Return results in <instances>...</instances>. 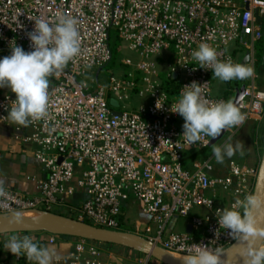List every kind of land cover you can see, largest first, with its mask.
Segmentation results:
<instances>
[{"label":"built area","instance_id":"built-area-1","mask_svg":"<svg viewBox=\"0 0 264 264\" xmlns=\"http://www.w3.org/2000/svg\"><path fill=\"white\" fill-rule=\"evenodd\" d=\"M58 14L77 20L82 51L60 75L50 77L48 115L28 124L32 132L25 140L36 145L35 158L46 178L39 182L36 197L0 190V217L21 211H64L77 222L133 234L153 247L184 256L196 246L219 248L222 253L235 247L238 238L218 223V210L239 208L238 202L254 193L259 166L230 161L226 176H211L215 169L211 156L194 164L193 171L185 170V153L208 148L211 137L187 144L179 124L184 120L171 107L193 81L202 85V98L227 101L213 94L212 67L200 68L192 56L204 42L222 61L240 63L234 53H248L246 66L254 69L252 77L241 80L246 86L238 107L245 120L227 130L224 143L246 123L264 120V90L258 87L255 72L256 45L264 38V0H0V58L11 54L12 41L31 51L27 33L34 30V21L56 23ZM112 30L135 59L124 60L126 72L101 85L100 73L113 60ZM162 55L169 59L164 74ZM172 80L177 87L170 93L174 88L167 90L165 84ZM133 96L148 103L131 109L127 103ZM12 100L0 96V125L10 122L7 106ZM157 101L164 104L159 109ZM80 193L84 202L71 205ZM130 197L148 220L132 231L122 226L126 223L122 204ZM196 210L206 214H195ZM189 216L191 233L168 232L175 217ZM56 242L51 235L48 243ZM115 245L120 244L77 238L69 261L56 264H109L105 254ZM136 254L138 264H164ZM12 259L4 264H34L25 257Z\"/></svg>","mask_w":264,"mask_h":264},{"label":"clouds","instance_id":"clouds-1","mask_svg":"<svg viewBox=\"0 0 264 264\" xmlns=\"http://www.w3.org/2000/svg\"><path fill=\"white\" fill-rule=\"evenodd\" d=\"M34 30L27 33L31 51H25L15 41L10 44L11 54L0 58V88H8L15 99L7 106V118L20 126H28L33 120H41L48 115L50 77L60 75L70 61L81 54L80 32L77 20L58 14L57 22L45 19L34 21ZM202 69L212 67V74L221 81L244 80L254 75V69L231 60H219L217 50L207 43H200L192 53ZM179 99L171 111L184 120L182 137L189 145L201 140L202 136L215 139L222 132L241 125L245 114L232 100L211 101L202 98V85L193 81L183 87ZM160 100V99H159ZM158 100V101H159ZM156 103L159 109L163 105ZM240 143L226 142L213 144L212 153L217 163L231 158L241 150ZM239 208L218 210L221 212L219 224L238 238L242 264H264V230L259 227L253 211L264 208V199L248 194L238 202ZM16 223L22 222L19 213ZM15 257H25L34 264H51L52 253L47 247L38 246L30 236H11L3 245ZM223 253L217 248L196 246L186 254L183 264H221Z\"/></svg>","mask_w":264,"mask_h":264},{"label":"crops","instance_id":"crops-1","mask_svg":"<svg viewBox=\"0 0 264 264\" xmlns=\"http://www.w3.org/2000/svg\"><path fill=\"white\" fill-rule=\"evenodd\" d=\"M262 28L264 33V25ZM260 43L264 45V38L256 45V49ZM234 54L240 63L246 55L239 51H236ZM165 58H167V56ZM255 72L258 76L257 85L260 89L264 90L259 86L260 72L257 70V68L255 69ZM235 83H238L240 87L242 85L246 86V83L239 79L227 81L224 82L225 87L222 90H220L219 87H216L218 92H213L214 96L223 97L226 100H233L236 88L230 85ZM5 95L11 96L15 99V94L11 93L8 88H0V96ZM147 103L148 101L145 100L143 104ZM179 124L183 125L184 122L181 121ZM18 128L19 131L17 130ZM31 132L32 130L29 125L20 126L13 123L11 120L7 125H0V190L8 189L17 191L30 198L36 197L38 195V184L40 181L46 178V173L43 167L37 162L35 158V151L37 150L36 145L25 140L31 135ZM238 133L241 136L233 144L240 143L242 148L230 158L229 162L236 161L247 167L259 166L264 150V147L262 148L264 139V120L261 123H246L240 128ZM209 149H211L210 146L203 150L189 149L184 155L183 168L187 171H193L194 164L202 163L211 157L209 154H207V150ZM210 174L211 176L224 177L228 174V166H225L224 169L218 171L214 169V171ZM85 198V195L80 193L69 203L73 206L79 207L84 202ZM122 210L123 215L126 218V222H128V224L130 223L131 225H134L135 228L148 223L147 218L141 213L139 204L133 197H130L128 201L122 204ZM198 211L200 212H195V214L202 216L206 214L203 210ZM45 214L50 220L57 221L54 223L61 224L64 222L62 221L64 219L60 217L48 213ZM67 214L70 215L68 212ZM179 219L182 220V223L178 226L177 222L173 231L179 234L187 233V229L190 226L191 217H180ZM13 235L18 237H23L25 235L30 236L33 239V242L37 243L38 246L47 247L52 253L51 264H56V261H59L60 263H66L69 261L71 255L75 251L74 249L77 243V238L56 236V244L51 245L48 243V239L51 235L44 232H19L2 234L0 235V264L7 262L13 263L12 254L7 250H4L3 247L5 242ZM121 251L122 253H125V256H129L127 259L129 264H138L136 261L138 255L135 253V251L123 245L109 246L105 254V259L109 264H119L118 259L119 255H121Z\"/></svg>","mask_w":264,"mask_h":264},{"label":"water","instance_id":"water-1","mask_svg":"<svg viewBox=\"0 0 264 264\" xmlns=\"http://www.w3.org/2000/svg\"><path fill=\"white\" fill-rule=\"evenodd\" d=\"M248 62H249V54L247 53L244 59L242 60L241 64L246 65ZM174 77H176V75ZM244 92H245V85H242L241 87L236 88L235 95L232 101L236 103L238 106L244 98ZM110 104L112 106L118 107V103L115 100H111ZM226 133L227 131L222 132L220 137H217L215 139L211 138L209 146L212 147L213 144L216 145L219 141H221L226 136ZM253 194L264 199V150H263V155H262V158L259 164V171H258V176H257L256 185H255ZM253 215L256 217L258 221L259 227L262 230H264V208L254 210ZM2 217L4 216L0 217L1 218L0 219V235L7 234V233H19V232H44V233L57 236V237L87 238L89 240L97 241V242L124 245L128 247L129 249L135 251L136 253L147 255L164 264H178L174 260L166 257L165 253H170V252L153 247L149 243L143 241L141 238L133 234L108 231V230L101 229L93 225H90L88 223H81V222H77L72 219L66 220V221L69 220L68 222L72 225L71 228L70 227L54 228V227L43 225V224H40L34 221H28L24 218H22L21 223H16L15 222L16 217H13V216L6 217V218H2ZM178 220H179L178 217H175L173 219L170 229L168 231L169 233L173 232ZM16 224H19L17 228L6 227L9 225L15 226ZM191 231H192V228L191 226H189L187 229V233H191ZM262 245H263V242L260 244L261 248H262ZM236 247H239V250H240L241 245L237 242Z\"/></svg>","mask_w":264,"mask_h":264},{"label":"rangeland","instance_id":"rangeland-1","mask_svg":"<svg viewBox=\"0 0 264 264\" xmlns=\"http://www.w3.org/2000/svg\"><path fill=\"white\" fill-rule=\"evenodd\" d=\"M110 36H111L110 45H111V49H112V53H113V60L109 63V65L107 67L103 68L101 73H100L99 83L101 85H108L111 77H113V76L114 77H120L121 75H123L126 72L127 69L123 65L124 60L129 59V58L135 59V55L131 51L128 50L127 45L119 38V36L115 30L111 31ZM166 56L167 55H162L163 58L159 59V63L161 65V66L160 65L159 66H160V71L162 74H164L167 71V63L169 62V59L165 58ZM171 59H170V61H171ZM262 71L264 73V68ZM261 77H260V85L259 86L264 89V75ZM86 80L88 82H90V76H88L86 78ZM212 80H213V92H215V93L218 92V89H216V87H219L220 90H222L225 87L224 82L219 80L218 78H216L214 75L212 77ZM145 100H147V99H139L136 96H133L131 98V100L128 101L127 105L131 109H136V108H138L139 105L143 104L145 102ZM240 136L241 135L238 133L229 142L234 143ZM224 141H225V139H222L216 145L217 146L223 145ZM263 147H264V139H263L262 148ZM207 154H209V156H213L212 147H211V149L207 150ZM229 160H230V158L226 157L223 163H217L215 161L214 162L215 170L218 171V170L224 169L225 166H228ZM21 212H25V211H21ZM35 212H40V211H35ZM195 212H200V211L196 210ZM17 213H19V212L11 213L9 215H4V217H2V218L11 217V216L15 217V215ZM40 213H44V212H40ZM61 213H64V212L61 211ZM65 213H67V212H65ZM48 214H51V213H48ZM62 219H64V220H62L64 222H62L61 224L60 223H54L57 221L50 220L49 218L44 219L43 223L52 224V225H55L57 227H62V226H66L65 228H67V227L71 228L72 227V225L68 222L69 220L66 221L67 219H65V218H62ZM181 223H182V220L179 219L178 220V226ZM6 227L11 228L12 226L9 225ZM262 248H264V242H263ZM229 250H230V253L233 255V259H232L230 264H242L241 259H240V255H239V253H240L239 247L235 246ZM223 253H225V252H223ZM167 254L168 253H166V255ZM169 254L180 256V254H174V253H169ZM169 254L167 256L170 258ZM182 256H184V255H182ZM128 258H129V256H125V253L124 252L122 253V251H121V255H119L118 263L119 264H129V262L127 261Z\"/></svg>","mask_w":264,"mask_h":264},{"label":"bare ground","instance_id":"bare-ground-1","mask_svg":"<svg viewBox=\"0 0 264 264\" xmlns=\"http://www.w3.org/2000/svg\"><path fill=\"white\" fill-rule=\"evenodd\" d=\"M19 214L21 215L22 218H24L28 221H34V222H37V223H40L43 225H48V226H51L54 228H65L66 227V226L57 227V226L52 225V224L43 223L44 219H48V217L44 213L35 212V211H25V212H19ZM15 217H16V215H15ZM16 225L12 226V227L17 228L19 224H16ZM165 255H166V253H165ZM167 255H166V257H168ZM169 256H170V259L174 260L176 263L183 264L182 260H183L184 256H182V255L177 256V255H173V254L172 255L169 254ZM232 259H233L232 254L230 253V251H227V252L223 253V255L221 257V264H229V263H231Z\"/></svg>","mask_w":264,"mask_h":264},{"label":"trees","instance_id":"trees-1","mask_svg":"<svg viewBox=\"0 0 264 264\" xmlns=\"http://www.w3.org/2000/svg\"><path fill=\"white\" fill-rule=\"evenodd\" d=\"M257 51V55H256V68L257 70L260 72V77L264 75L263 73V67H262V61H263V57H264V45L262 43H260L258 45V48L256 49ZM262 78V77H261ZM167 85V86H166ZM230 85V84H229ZM230 86H233L234 88H239L240 85L238 83L235 84H231ZM174 88L172 91H169L170 93H172L173 91H175L177 85L174 84V80H172V82H168L167 84H165V88L168 90L169 88ZM232 87V88H233ZM52 215H55L57 217L60 218H65V219H71V216L68 215L67 213H61L59 211H54V212H50ZM123 229L124 230H128V231H132L135 229L134 225H131L130 223L128 224V222H126L125 224H122Z\"/></svg>","mask_w":264,"mask_h":264}]
</instances>
